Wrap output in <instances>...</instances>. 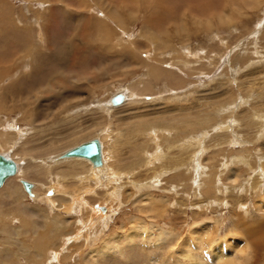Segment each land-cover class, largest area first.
I'll return each instance as SVG.
<instances>
[{"label": "rangeland", "instance_id": "rangeland-1", "mask_svg": "<svg viewBox=\"0 0 264 264\" xmlns=\"http://www.w3.org/2000/svg\"><path fill=\"white\" fill-rule=\"evenodd\" d=\"M13 1L15 6L24 4L22 0ZM51 1L55 0H47ZM60 1L67 18L77 12L75 26L73 20L44 10L38 18L40 23L31 30L18 26L0 30V44L6 43L0 45V77L7 66L21 59L23 64L16 71L29 72L16 77L13 83L11 74L0 78L1 88L14 84L10 95L2 94L0 88V152L6 151L9 157L22 153L50 158L100 136L106 155L112 153L106 161L111 175L116 177L104 179L110 173L102 169L101 187L88 177L94 188L75 199L78 205L83 197L87 207L72 206L71 211L70 203H63V199L58 203L65 207L52 208L45 201L40 203V198V202L30 198L25 191V199L15 202L2 186L0 211H12V221L8 223L21 226L20 234L8 226L7 233L15 242L10 236L5 246L1 239L6 233L0 232V264L42 260L27 245L33 242L32 236L45 233L46 218L37 211L39 205L50 209V216L59 213L68 220L64 229L48 233L51 244L47 248L60 245V250L52 255L48 251L41 253V264H92V258L98 259V264H160L172 241L162 242L159 248L143 246L144 235L130 229L136 222L129 220L132 216L178 231L180 241H185L193 222L208 221V234L222 237L225 244L232 238L240 242L239 253L244 255L241 264H264V207L260 203L264 169L258 167L264 162V0ZM98 20L104 21L106 29L99 27ZM54 26L61 28L60 37L49 42L43 29ZM143 30L144 35H150L140 36ZM19 35L18 42L24 46L14 40ZM108 39L112 50L107 45L105 49L104 41ZM127 46L137 51L139 61L129 54L122 55ZM25 55L29 63L23 60ZM61 72L68 74L67 90L57 96L60 86L53 82L54 76L61 80ZM73 76L75 80H69ZM47 87L54 89L40 103L32 102L31 120L25 119L19 109L10 110L11 101L33 99L37 91L46 92ZM128 88L134 92L131 100L125 95ZM117 91L121 92L116 95L118 100L115 98L118 106L108 104L111 111L101 110L100 103ZM11 122L18 125V133L8 132ZM105 126L109 127L110 138L101 133ZM3 142L8 143L7 150ZM25 158L28 160V156ZM19 165L23 167L24 163ZM60 165L52 167L53 174L61 171ZM86 165L72 162V166L68 165L71 169H63L61 174H84ZM30 166L31 170L22 174L23 179L32 183L39 197L57 199L55 179L46 174L43 166ZM231 167L240 174L236 180ZM204 173H211L213 178L203 186L198 182ZM71 179H65V184L77 183ZM20 182L16 176L6 181L11 189ZM126 232L132 233L135 240L131 247L124 244ZM158 232L154 230L155 235ZM114 233L117 235L113 237ZM105 238L115 239L126 249L119 255L94 254L92 247ZM225 244L219 245L226 248ZM152 256L157 259L154 263L148 262ZM175 257L181 264L188 260ZM169 264L175 262L171 260Z\"/></svg>", "mask_w": 264, "mask_h": 264}, {"label": "bare ground", "instance_id": "bare-ground-1", "mask_svg": "<svg viewBox=\"0 0 264 264\" xmlns=\"http://www.w3.org/2000/svg\"><path fill=\"white\" fill-rule=\"evenodd\" d=\"M92 1V0H91ZM107 2V1H106ZM45 3H47V4H49V2H47V0H43V4H45ZM65 5V4H64ZM101 5H103V3L101 4ZM67 6V5H66ZM90 6V5H89ZM68 8V7H67ZM34 9V8H33ZM36 9V8H35ZM69 9V8H68ZM151 9V8H150ZM29 10V9H28ZM71 13V12H70ZM33 17V16H32ZM95 17V16H94ZM150 17V16H149ZM230 17V16H229ZM229 17H226L225 18V20H229ZM118 19V18H117ZM231 20H233V19H231ZM220 21V20H219ZM37 22V21H36ZM122 22V21H121ZM233 22V21H232ZM85 23V22H84ZM98 25H99V27L100 28H104V29H106V27H104V21L102 20V22H100L99 20H98ZM77 26H79V25H77ZM81 26H83L84 27V25H81ZM102 26V27H101ZM146 27H148V26H146ZM145 27V28H146ZM77 28V27H76ZM82 28V27H81ZM148 28H150V27H148ZM181 28V27H180ZM79 29V28H78ZM86 29V28H85ZM182 30V29H181ZM117 32V31H116ZM144 33H145V30H143V32L141 33V35L140 36H142V37H145V35L148 33V35H150V33L149 32H147L145 35H144ZM114 35V34H113ZM121 35V34H120ZM81 37V36H80ZM99 38H100V36H98ZM148 38V37H147ZM67 39V38H66ZM78 40H79V38H78ZM146 40V39H145ZM73 41V40H72ZM45 42V41H44ZM67 42H69V41H67ZM71 42V41H70ZM69 42V43H70ZM47 43V42H46ZM85 43V42H84ZM88 43V42H87ZM89 44V43H88ZM104 46H105V49H107L106 48V45L108 46V48L109 49H114L113 47H112V43H111V41L108 39V40H105L104 41ZM122 44H124V43H122ZM63 45V44H62ZM80 45V44H79ZM85 45H87V44H85ZM84 45V46H85ZM92 45V44H91ZM101 45V44H100ZM99 45V46H100ZM103 45V44H102ZM101 45V46H102ZM116 45V44H115ZM82 46V45H81ZM69 47V46H68ZM89 47V46H88ZM152 47V46H151ZM104 48V47H103ZM101 49H102V47H101ZM108 49V50H109ZM111 49V50H112ZM187 49V48H186ZM22 50V49H21ZM104 50V49H103ZM16 51H18V50H16ZM32 51V50H31ZM31 51H29V52H31ZM73 51H75V50H73ZM72 51V52H73ZM110 51V50H109ZM123 51V53H122V55H128L129 54V56L130 57H132V59L133 60H137V61H139L138 60V57H137V55H136V53H137V51L135 52L134 50L133 51H131V49H130V47L129 46H127L125 49H123L122 50ZM124 51H126L125 53H124ZM157 51V50H156ZM106 52H108V51H106ZM113 52H116V49H115V51H113ZM158 52V51H157ZM185 52V51H184ZM26 54H28V52H25ZM24 53V54H25ZM118 54L120 53V52H117ZM141 53V52H140ZM16 54V53H15ZM19 54V53H18ZM66 54V53H65ZM101 55V54H100ZM117 55V54H116ZM109 56V55H108ZM111 56V55H110ZM139 56H141L140 54H139ZM23 57H25L23 60H26L27 61V63H29V57H28V55H25V56H23ZM22 57V58H23ZM113 57V56H112ZM125 57V56H124ZM122 58V57H121ZM141 58V57H140ZM20 59H21V57H20ZM143 59V58H142ZM147 59V58H146ZM145 59V60H146ZM22 60V59H21ZM20 60V61H21ZM107 60V59H106ZM146 62V61H145ZM16 64L17 63H19V62H15ZM144 63V62H143ZM16 64H13V66H7L6 68H5V70H4V73H3V75L4 76H8V77H10V74H11V78H12V83L14 82V81H17V79H16V77H21L22 76V72H19V71H16L15 70V65ZM147 65V64H146ZM151 65V64H150ZM148 66V65H147ZM150 67V66H149ZM3 68V67H2ZM126 69V68H125ZM124 69V70H125ZM129 69V68H128ZM14 70L16 71L15 73H13L14 72ZM75 70V69H74ZM83 70V69H82ZM96 70V68L93 70V71H95ZM6 71V72H5ZM103 71V70H102ZM106 71V70H105ZM104 71V72H105ZM2 72V71H1ZM152 72V71H151ZM24 73V75L25 74H29V72H23ZM72 73V72H71ZM101 73V72H100ZM70 74V73H69ZM74 74V73H73ZM76 74V73H75ZM60 81L59 80H57V78L54 76V82L53 83H57V85H58V87L60 86V90H58V95L57 96H59L60 94H63L66 90H67V88H66V79H67V77H68V74L67 73H64V72H61L60 74ZM94 75V74H93ZM2 77V73H1V77L0 78H5V77ZM96 76V75H95ZM88 77V76H87ZM111 77H113V76H111ZM11 78H8L9 79V81H10V79ZM8 79H6V80H4V82L5 81H7ZM75 80L74 79V76L73 77H71V78H69V80ZM90 79H92V78H90ZM102 79V78H101ZM106 79H107V77H106ZM105 79V80H106ZM108 80V79H107ZM110 80V79H109ZM112 81V80H111ZM78 82H79V80H78ZM81 82V81H80ZM79 82V83H80ZM104 82V81H103ZM0 83L2 84V82L0 81ZM53 83H52V85H53ZM67 83H68V81H67ZM74 83V82H73ZM96 83V82H95ZM106 83V82H105ZM108 83V82H107ZM106 83V84H107ZM49 84V83H48ZM69 84V83H68ZM78 83H76V85H77ZM112 84V83H111ZM14 84H8L7 86H5V87H0L1 89H2V91H1V93L2 94H8V95H10V94H12V91H11V89H10V87H12ZM16 85V84H15ZM49 85H51V84H49ZM70 85H72V84H70ZM82 85V84H81ZM52 87V86H51ZM51 87H47V90H45L44 89V91H46V92H43V90H39V91H37V93L33 96V99H31V98H26L25 100H23V101H20V102H16V103H14L13 101H11L10 103H12V105H11V107H10V110H12L13 108L14 109H19V110H21V111H23L24 113H22V115L23 116H25V119H28V120H31L32 119V117H33V110H34V107L32 106V104L34 103V102H39V101H43L44 100V98H45V94H47V93H50L51 94V92H52V90L54 89V88H51ZM73 87V86H72ZM88 87V86H87ZM103 87V86H102ZM106 87V86H105ZM104 87V88H105ZM108 87V86H107ZM92 89H94V88H92ZM57 90V89H56ZM106 91H107V89H106ZM127 91V90H126ZM126 91H124V94L126 93ZM57 92V91H56ZM128 93L127 94H125L126 95V97L128 98V99H133L132 98V96L131 95H133L134 94V92L131 90V89H129L128 88V91H127ZM79 93V92H78ZM53 95H54V93H52ZM121 94V92H118L117 91V93H113V95H111L110 97H108L106 100H105V102L103 101V104L102 103H100L101 104V106L99 105V107H103L101 110H103L104 109V111H111L112 110V107L111 106H113V107H115V106H118L117 104H118V102H117V104H116V99H117V97H116V95H120ZM53 95H51V97L50 98H52L53 97ZM50 96V95H49ZM135 96V95H134ZM0 97H1V94H0ZM78 98V97H77ZM116 98V99H115ZM120 98H122V97H120ZM30 99L32 100V101H30ZM114 99H115V102H114ZM118 100V99H117ZM66 101V100H65ZM70 101V100H69ZM68 101V102H69ZM82 101V100H81ZM80 101V102H81ZM127 101V100H126ZM125 101V102H126ZM33 102V103H32ZM63 102V101H62ZM109 102V103H108ZM124 102V103H125ZM128 102H130L129 100H128ZM40 103V102H39ZM65 103V102H64ZM63 103V104H64ZM78 103V102H77ZM83 103V102H82ZM108 104H110L111 106L109 107L108 106ZM62 105V104H61ZM72 105V104H71ZM80 105V104H79ZM69 106V105H68ZM62 107V106H61ZM80 107V106H79ZM31 108V109H30ZM62 108H64V107H62ZM59 110V109H58ZM58 110H57V112H58ZM61 110H63V109H61ZM56 111V110H55ZM57 112H55L56 114H57ZM61 112V111H60ZM43 114H44V112H43ZM52 114V113H51ZM20 115V114H19ZM26 115H28L27 117H26ZM40 115V114H39ZM48 115V114H47ZM59 115V114H58ZM108 115V114H107ZM49 116V115H48ZM51 116V115H50ZM18 117V116H17ZM40 117V116H39ZM38 117V118H39ZM43 117V116H42ZM41 118V117H40ZM48 118V117H47ZM6 119V118H5ZM14 120V119H13ZM27 120V121H28ZM38 121H40L39 119H37ZM43 120V119H42ZM45 120V119H44ZM38 121H36V122H38ZM7 123V122H6ZM45 123V122H44ZM9 124V128L8 129H10V131H8V132H13L14 130H15V132H17L18 133V125H16V123L15 122H11V123H8ZM7 124V125H8ZM47 126V125H46ZM26 127V126H25ZM262 127V126H261ZM27 128V127H26ZM108 128L109 127H104L101 131V133L102 134H104V136H106V137H108V138H110V135L108 134ZM23 130H24V128H22ZM174 129V128H173ZM42 130V129H41ZM260 131V133H262L263 131H264V129L262 130V132H261V129L259 130ZM40 132V131H39ZM42 132H44V131H42ZM157 132V131H156ZM155 132V133H156ZM109 133H110V131H109ZM6 134H8V133H6ZM259 134V133H258ZM260 135H262V134H260ZM4 135H2V137H3ZM22 137H24L25 135H21ZM119 136V135H118ZM155 136H156V134H155ZM100 137V136H99ZM99 137H94L93 139H91V140H89V141H83L82 143H80V144H83V143H86V142H90V141H92V140H95V141H97L98 142V145H99V154H98V156H96V157H92V158H87V157H84V156H76V155H68L67 153H64V152H59V153H61V154H56L55 156H52V157H50V158H38L36 155H34V156H29V155H23L22 153L19 155V156H13L12 154L10 155L11 157H9L8 155H6V151H2L3 153H1L0 152V154L2 155V156H4L5 158H7V159H11L14 163H15V166H16V170H15V173L13 174V175H10V176H7L5 179H4V181L2 182V184H1V186H0V188L2 187V186H6V190L8 191V193H9V195L8 196H11V198H13V200H15V202H17V201H19V200H21L22 201V199H25V195L27 194L30 198H37V200H39V198H40V200L42 201V202H40V200H39V202L40 203H43V201H45V203H49L50 204V207L52 206V208L53 207H57V208H61V207H65L66 205H61V204H63V203H65V204H69L70 203V211H71V209H72V206H74V207H77V206H81V207H83V206H85V207H87V204H86V202H87V200H85L83 197H81L80 198V200H81V202L77 205V203H76V200L75 199H77L76 198V195H85V193H87V190H91L92 188H94V185H90L89 183H91L90 182V180L92 181V182H94V183H92V184H95V185H97V186H99V187H101L102 185H103V183L102 182H100L101 181V170L102 169H106L105 171H107L108 173H110V167H108V163L109 162H107L106 161V158H107V160H109V157H108V155H110L111 156V151L109 152V154L108 155H106V153H105V150H106V148H105V143L104 142H102V139L101 138H99ZM121 138V137H120ZM154 138V137H153ZM259 138V137H258ZM1 139H3V138H1ZM0 139V140H1ZM119 139V138H118ZM157 139H158V137H157ZM117 140V139H116ZM152 140V139H151ZM4 143V142H3ZM79 144V145H80ZM4 146H2V147H4L6 150L9 148L8 147V143L6 142V143H4L3 144ZM217 145V144H216ZM24 146V148H25V145H23ZM76 146H78V145H76ZM76 146H74V147H76ZM18 147H20V146H18ZM73 147V148H74ZM185 149V148H184ZM186 150V149H185ZM188 150V149H187ZM66 152V151H65ZM14 154V153H13ZM65 155V156H64ZM25 156H28V160H27V158H25ZM107 156V157H106ZM148 156V155H147ZM146 156V157H147ZM242 157V156H241ZM245 157V156H244ZM36 158H38V159H36ZM247 158V157H246ZM36 159V160H35ZM82 159V160H81ZM148 159H150V158H148ZM154 159V158H153ZM249 159V158H248ZM83 160H86L87 162H89V164H90V167H88V165H86V164H84L83 162H85V161H83ZM151 160V159H150ZM178 160V159H177ZM244 160H245V158H244ZM149 161V160H148ZM148 161L146 162V163H148ZM154 161V160H153ZM72 162H75V163H78V164H80V165H86L85 167H86V170H85V172H84V174H80V173H76V174H72L71 172V174H69V175H64V174H61V173H64V171H63V169H71V166H72ZM150 162V161H149ZM24 163V165H23V167H21L19 164H23ZM35 163V167L36 168H38V167H40V166H43V168H45V172H46V174L49 176V177H51L52 179H55L54 181L56 182V186H55V191L57 192V195L59 196L58 198L59 199H56L55 198V196H54V198L52 197V199L50 198V196H46V195H43L42 197H39L40 196V194H38L36 191H35V187L33 186L32 187V183L31 182H28V180H26V179H23L24 177H23V175L22 174H24V173H27L29 170H31V166H30V164H34ZM144 163V162H143ZM151 163V162H150ZM192 163V162H191ZM59 164H62V165H60L59 167H61L60 169H61V171L57 174V175H55V174H53V172H52V167H56V165H59ZM68 165H71V166H68ZM106 165H107V167H106ZM45 166V167H44ZM258 167H261L262 169H264V162H262V163H260V164H258ZM36 168H32V169H36ZM231 168H233L234 169V172H232V175H234L235 173H238L237 171H236V169L234 168V167H231ZM202 169V168H201ZM126 170V169H125ZM230 170V169H229ZM59 171V170H58ZM68 171V170H67ZM113 172V171H112ZM203 172V171H202ZM201 173V172H200ZM121 174V173H120ZM203 174V173H202ZM205 174V173H204ZM211 174V173H210ZM210 174H205L204 176H202V178H200V179H202V180H199V185H205V184H207L208 182H210L211 183V180H210V178L212 177ZM90 175L92 176V177H96V178H94V179H92V178H90ZM106 175V174H105ZM115 175V177H116V174H114ZM113 175V176H114ZM156 175H158V174H156ZM198 176H200V174H197ZM197 175H195V176H193V178H196L197 177ZM236 175V177H235V180L239 177V175L238 174H235ZM14 176H16V177H18L19 178V180L21 181L20 182V185H18V186H14L15 187V189H14V187L11 189L10 188V186H9V184L10 183H6V181L8 180V179H10L11 177H14ZM99 176V177H98ZM110 176H112L111 175V173H110V175L108 176V175H106V177H104V179L106 178L107 179V177H110ZM112 176V177H113ZM153 176H155V175H153ZM88 177H89V179L90 180H88ZM68 178H72V179H75L76 180V182L77 183H75L73 186L72 185H70V186H68L67 184H65L66 182L64 181L65 179H68ZM192 178V177H191ZM213 178V177H212ZM51 179V180H52ZM71 179V180H72ZM215 179H216V176H214V180L212 181L213 183L215 182ZM115 182V181H114ZM126 182V181H125ZM192 182V181H191ZM197 182V181H196ZM26 183H28L29 185L28 186H25V184ZM109 183L110 182H108L107 184L109 185ZM116 183V182H115ZM190 183V182H189ZM193 183V182H192ZM52 184V183H51ZM146 185V184H145ZM195 185V184H194ZM211 185V184H210ZM4 186V187H5ZM24 188H23V187ZM207 186V185H206ZM23 188V189H22ZM135 188V187H134ZM138 188V187H137ZM119 189V188H118ZM140 190V189H139ZM139 190H138V192H139ZM26 192V194H25V192ZM119 191V190H118ZM197 191V190H196ZM55 192V193H56ZM5 194H7V193H5ZM96 194V193H95ZM113 194L116 196V191L115 192H113ZM139 194H140V192H139ZM144 194H146V193H144ZM144 194L142 195V196H144ZM197 194V193H196ZM114 196V197H115ZM141 196V197H142ZM117 197V196H116ZM64 200V201H62L63 203H58V201H60V200ZM157 200H159L158 198H157ZM261 200L263 201V202H260L262 205H263V207H264V195L263 196H261ZM79 202V201H78ZM39 205V204H38ZM111 205V204H110ZM97 206V205H96ZM117 206V205H116ZM49 207V208H50ZM37 208V211H39L40 213H42V215L46 218L45 219V223H44V225H43V228L44 229H55L56 230V232H58L59 230H61L62 228L64 229L65 228V226H64V223H65V217H61L60 216V214L58 213V215H54V216H50V212H48V210H50V209H48V210H45V209H43L42 208V206L40 207V205L38 206V207H36ZM110 208V207H109ZM89 209H91V208H89ZM117 209V208H116ZM112 210H113V208H112ZM157 210V209H156ZM75 211H76V209H75ZM149 211V210H148ZM13 212L12 211H8V214H6V213H4V211L3 210H1L0 211V232H5L6 234H5V238L3 237V239H1V241H2V243H4V246H5V242L9 239V237L11 236L10 234H8L7 232H8V226H12V228L13 229H15V232L16 233H19L20 234V231L18 230V228H20V226H21V224H20V226H16V225H10L9 223H8V220H10V221H12V218H11V216L13 215L12 214ZM56 214H57V212H56ZM53 215V214H52ZM20 216H21V218H23V220H25V217L20 213ZM13 217V216H12ZM102 217V216H101ZM48 218L49 219H51V218H53V219H51V220H48ZM2 219L4 220V221H2ZM67 219V218H66ZM100 220H102V219H100ZM130 221H133V220H136V222L134 223V224H132L131 225V228L130 229H132V230H134V232L136 233H141V234H143L144 235V237L146 238V240H141V244L143 245V246H147V247H149V249H153V248H159L160 247V245H161V243L162 242H165V243H168L169 241H172L171 242V244H169V246H168V249H167V252H168V255H164L163 257H161L160 259H161V262H160V264H169V263H171V260H173L174 262H175V264H181L179 261H177L176 259H177V257H175V255H180V256H184V258L187 260V261H185L184 262V264H241V263H243L242 261L244 260V255L243 254H241L240 255V253H239V247H240V242L238 243V241L237 240H234L233 238L231 239V240H229V243L227 242L226 244L225 243H223L222 242V237H214V236H212V235H210V234H208L207 233V230H206V228H208V231H209V226H208V224H209V222L207 221H204V220H199V221H196V222H193L191 225H189L190 226V230H191V232L188 234V235H186V238H185V241H180V234H179V232L178 231H176V230H174V229H163L160 225H158V224H156V223H154V222H152V221H141L140 219H137V218H135V216H132V217H130V219H129ZM138 220H140V221H138ZM15 221V220H14ZM68 221V220H67ZM66 221V222H67ZM99 221V220H98ZM212 221V220H211ZM218 221V220H217ZM216 221V222H217ZM100 222V221H99ZM11 223V222H10ZM101 223V222H100ZM133 223V222H132ZM215 223V222H214ZM2 225H4L5 226V229L4 230H2L1 229V227H2ZM85 228V227H84ZM68 229V228H67ZM105 229V228H104ZM154 230H156L157 232H158V234L157 235H155V233H154ZM189 230V231H190ZM93 232V231H92ZM91 232V233H92ZM132 232V231H131ZM102 233V232H101ZM133 233V232H132ZM131 233V234H132ZM122 234H124V233H122ZM131 234H127V232H126V235H125V237H124V244H125V246L126 247H131L134 243H135V240L133 239V237H132V235ZM4 235V234H3ZM47 235V233H43V232H40V233H38L36 236H32L33 237V242L32 243H28L27 242V245H28V247H29V251H35V252H37L39 255H40V258L42 259V260H40V259H36V258H34L33 260H35V261H39V262H34V261H28L27 260V263L28 264H41V262L43 261V259H44V257L42 256V254L41 253H43V254H45L46 253V251H48V255L50 254V255H52V253L54 252V251H58V250H60V245H59V247L58 248H47V245L48 244H51L50 242H49V240H50V238H51V236H48L47 235V237L48 238H46L45 239V236ZM97 235H98V233H97ZM115 235H117V233H114L112 236L114 237ZM91 236H95V235H93V234H91ZM151 237V238H150ZM205 237H207V239H205ZM236 237V236H235ZM144 238V239H145ZM65 239V238H64ZM69 239V238H68ZM94 239V238H93ZM100 239V238H99ZM112 239V238H111ZM111 239H107V238H105L104 240H101V244H99L98 246L97 245H95V246H93L92 247V249L94 250L93 252H94V254H96V255H100V256H103V255H110V254H114V255H119V254H122L123 253V250L124 249H126L125 248V246L124 247H122L121 245H119V243L115 240V239H113V240H111ZM11 240L12 241H14L13 239H12V236H11ZM67 240V239H66ZM71 241V240H70ZM96 241V240H95ZM15 242V241H14ZM59 243V242H58ZM98 243H100V242H98ZM173 243V244H172ZM259 243V242H258ZM46 244V245H45ZM65 244V243H64ZM68 244V243H67ZM219 244H225L227 247L225 248V247H222V246H220ZM49 246V245H48ZM63 248V247H62ZM241 248V247H240ZM57 249V250H56ZM248 249V248H247ZM15 251H17V250H15ZM28 251V252H29ZM238 252V253H237ZM21 253V252H20ZM3 254H4V252H3ZM14 254V253H13ZM21 254H23V253H21ZM57 259H58V256H57ZM157 259H156V257L155 256H152V257H150V259H149V261L148 262H151V263H154L155 261H156ZM168 260H169V263H168ZM46 262L47 261H45L44 263L46 264ZM58 262V261H57ZM249 262V261H248ZM4 263V262H3ZM43 264V263H42ZM92 264H98V259L96 260L95 258H92Z\"/></svg>", "mask_w": 264, "mask_h": 264}, {"label": "crops", "instance_id": "crops-1", "mask_svg": "<svg viewBox=\"0 0 264 264\" xmlns=\"http://www.w3.org/2000/svg\"><path fill=\"white\" fill-rule=\"evenodd\" d=\"M22 1L24 4H21L20 6H15V2L13 0H0V30H9V28H13L17 26L22 27V30H31L32 27L36 25L37 22L40 23L38 18L40 15L44 13V10L52 14H59L60 16L63 15L67 18L66 11L64 10L63 4L60 0L51 1L49 2V4L47 3L43 4V1L41 0H22ZM63 1L67 3V0H63ZM67 19L68 21L73 20L72 22L75 26L78 23L77 12L73 13L71 17ZM8 25H10V27ZM60 29H61L60 27L54 26L52 27V29L51 27L46 29L44 28L43 32L45 33V37L49 40V42H52V40L57 39L58 38L57 36L60 35L59 34L60 32L58 31ZM56 31H58V33H56ZM19 37L20 35L14 40L17 42L18 46H24L25 44L23 43L19 44L18 42ZM0 45L5 46L6 43H2ZM22 64L23 61H19V64L17 63L14 67L15 70L19 69ZM22 76H25L24 73H22ZM64 220L65 222L67 221L66 218ZM43 230L45 233H47L48 236H51L50 234H48L51 231L50 229L43 228Z\"/></svg>", "mask_w": 264, "mask_h": 264}, {"label": "water", "instance_id": "water-1", "mask_svg": "<svg viewBox=\"0 0 264 264\" xmlns=\"http://www.w3.org/2000/svg\"><path fill=\"white\" fill-rule=\"evenodd\" d=\"M67 154L84 156L87 158L96 157L99 154V145L97 141L92 140L72 148ZM15 170V163L11 159H7L0 154V186L7 176L13 175L15 173ZM28 185V183L25 184V186Z\"/></svg>", "mask_w": 264, "mask_h": 264}]
</instances>
